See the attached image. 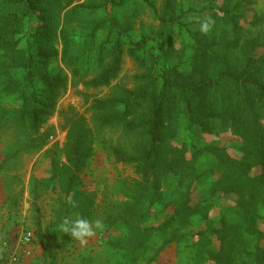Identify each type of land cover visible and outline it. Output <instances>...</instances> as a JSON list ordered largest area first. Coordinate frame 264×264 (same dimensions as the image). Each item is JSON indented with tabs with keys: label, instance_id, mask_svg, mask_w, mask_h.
Here are the masks:
<instances>
[{
	"label": "rangeland",
	"instance_id": "374dc122",
	"mask_svg": "<svg viewBox=\"0 0 264 264\" xmlns=\"http://www.w3.org/2000/svg\"><path fill=\"white\" fill-rule=\"evenodd\" d=\"M66 1L0 0V261L261 264L264 96L228 82L264 85V0ZM38 30L35 56L64 83L52 100L38 83L33 125L15 67ZM164 68L219 84L156 113ZM76 126L79 169L64 151ZM77 216L102 227L76 238L61 225Z\"/></svg>",
	"mask_w": 264,
	"mask_h": 264
},
{
	"label": "trees",
	"instance_id": "16d2710c",
	"mask_svg": "<svg viewBox=\"0 0 264 264\" xmlns=\"http://www.w3.org/2000/svg\"><path fill=\"white\" fill-rule=\"evenodd\" d=\"M23 4L27 5L30 9L33 8L35 2L38 0H20ZM73 0H67L66 1V6H70L72 4ZM20 2V3H21ZM57 3V1H55ZM62 6L61 11L66 7ZM46 30V29H45ZM45 30H38V33H33L30 38H28L27 42V48L23 51V62L16 66L15 68H21L23 69V76L21 79V83L25 85L27 88L31 89V98L29 93L24 89L23 91L25 92L24 95H28L29 98L26 99L27 96H24V100L29 99L31 101V109L30 113L31 114V121L32 124H38L41 121V107L44 105V103L41 102L39 99L40 97V91L37 88L38 83H41L43 88V92H41V97H43V94L46 93L48 94V98L52 100V98L58 93L60 87L63 85V80L56 79L53 76H51L50 73H48L49 69V64L44 60V56L39 55L35 56V51L32 49V38L35 39L38 37V35L45 33ZM37 32V31H36ZM44 43L48 41V37L44 36L42 37V40ZM88 43V41H85ZM251 64V63H249ZM248 64V65H249ZM248 68V66L246 67ZM165 72L162 73L159 77H154L153 83L156 84H161L162 85V91L159 96V103L155 107V112L158 113L160 109H163L162 107L164 106L165 102L168 100H177L178 95H182L184 98L183 100L186 101L188 98H186V95L201 88L204 86H217L219 84V80L213 81V80H206L200 81V78L198 77L197 74L192 72L188 75H183L177 72L174 69H167L164 68ZM230 78L233 80V82H228L232 85H238V83H250L254 82L256 84V87H245V90L248 91H255L259 93L260 95L264 96V85L257 83V80L248 78V79H242L240 76H237L235 73L230 76ZM239 87V86H238ZM241 89V88H238ZM179 99V98H178ZM157 120L155 121V124H159V119H162L161 115L157 114ZM33 129L35 128L38 130L39 126L34 127L32 126ZM76 131L75 128H72L68 135V142L66 147L64 148L65 154L67 155V159L69 162H72L74 166L79 169L82 164L85 165L86 162H83L80 157L82 154L86 153V150L82 147L83 140L85 137L86 131L81 127V126H76ZM153 138L157 136V133L152 135ZM150 152L146 153V157L149 158ZM85 155V154H84ZM122 159L125 160H133V158H129L125 153H121ZM144 157V156H142ZM148 163V161L146 162ZM149 164V163H148ZM258 259L261 264H264V249L260 250L258 253ZM248 264V262H247Z\"/></svg>",
	"mask_w": 264,
	"mask_h": 264
},
{
	"label": "clouds",
	"instance_id": "9594fccd",
	"mask_svg": "<svg viewBox=\"0 0 264 264\" xmlns=\"http://www.w3.org/2000/svg\"><path fill=\"white\" fill-rule=\"evenodd\" d=\"M212 24V20H204L200 22V30L204 33H207L210 31ZM61 227L65 232H70L76 238H83L85 236L92 235L94 227L100 228L102 227V224L100 221H95L93 227V224H90L87 219L77 216L75 220H72L70 218L65 219Z\"/></svg>",
	"mask_w": 264,
	"mask_h": 264
},
{
	"label": "built area",
	"instance_id": "2783aa9c",
	"mask_svg": "<svg viewBox=\"0 0 264 264\" xmlns=\"http://www.w3.org/2000/svg\"><path fill=\"white\" fill-rule=\"evenodd\" d=\"M31 232L24 233L23 238L24 243H29L31 241ZM0 264H29L27 260V253L22 252H9L7 256L0 261Z\"/></svg>",
	"mask_w": 264,
	"mask_h": 264
}]
</instances>
